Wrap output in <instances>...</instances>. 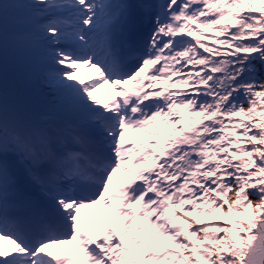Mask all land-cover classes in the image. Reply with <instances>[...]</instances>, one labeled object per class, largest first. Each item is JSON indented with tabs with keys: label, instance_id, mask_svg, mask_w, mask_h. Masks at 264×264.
Wrapping results in <instances>:
<instances>
[{
	"label": "snow or ice",
	"instance_id": "obj_1",
	"mask_svg": "<svg viewBox=\"0 0 264 264\" xmlns=\"http://www.w3.org/2000/svg\"><path fill=\"white\" fill-rule=\"evenodd\" d=\"M36 50L70 112L10 91ZM0 241V264H264V0H0Z\"/></svg>",
	"mask_w": 264,
	"mask_h": 264
},
{
	"label": "trees",
	"instance_id": "obj_2",
	"mask_svg": "<svg viewBox=\"0 0 264 264\" xmlns=\"http://www.w3.org/2000/svg\"><path fill=\"white\" fill-rule=\"evenodd\" d=\"M209 35H211V33H209ZM206 42H209V41H206ZM34 78H35V76H34ZM44 85H47V84H45V83H43ZM50 99L52 100V101H54L55 100V94L54 93H52L51 94V96H50ZM172 131V130H171ZM217 216L219 217V214H217ZM200 219L201 220H203L204 221V223H218V222H223V217H219V219L217 220V221H212V220H208V219H206V218H204V217H200ZM234 219H241V217H234Z\"/></svg>",
	"mask_w": 264,
	"mask_h": 264
},
{
	"label": "rangeland",
	"instance_id": "obj_3",
	"mask_svg": "<svg viewBox=\"0 0 264 264\" xmlns=\"http://www.w3.org/2000/svg\"><path fill=\"white\" fill-rule=\"evenodd\" d=\"M20 54H26V52H22V53H20ZM85 70L83 69V68H80V72H78V76H80V75H84L85 73ZM87 72V71H86ZM88 74L90 75L91 74V72H89L88 71Z\"/></svg>",
	"mask_w": 264,
	"mask_h": 264
}]
</instances>
